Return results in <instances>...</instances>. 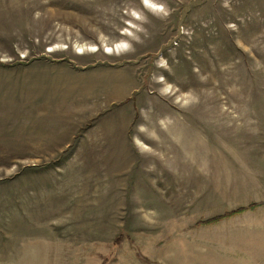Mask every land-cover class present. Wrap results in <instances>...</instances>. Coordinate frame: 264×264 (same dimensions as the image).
I'll return each mask as SVG.
<instances>
[{"label": "rangeland", "instance_id": "obj_1", "mask_svg": "<svg viewBox=\"0 0 264 264\" xmlns=\"http://www.w3.org/2000/svg\"><path fill=\"white\" fill-rule=\"evenodd\" d=\"M1 136L0 264H264V0H0Z\"/></svg>", "mask_w": 264, "mask_h": 264}, {"label": "crops", "instance_id": "obj_2", "mask_svg": "<svg viewBox=\"0 0 264 264\" xmlns=\"http://www.w3.org/2000/svg\"><path fill=\"white\" fill-rule=\"evenodd\" d=\"M50 139H53V136H52L51 138L46 137V138L41 139V140L28 139V138H27V140H24L25 143H24V141H23L24 146H25L26 148H28V147L30 146V141H35V142H39L38 144H39L40 146H39V148L36 147V149H40V150L33 151V150H32L33 147H31V150L26 151V153H34V154H52V153L56 152V151H54V150H50L51 147H52L51 145H52V141H53V140H50ZM14 141H15V142H14ZM18 141H20V140H19V139H18V140H15V138L12 137V136H7V137H6V136H3V137L1 136V137H0V149L2 148V150H0V154H6V153H9V151L6 150V149L11 148L13 145L17 144ZM27 141H29V142H27ZM23 143H22V144H23ZM29 148H30V147H29ZM47 148H48V150H45V149H47Z\"/></svg>", "mask_w": 264, "mask_h": 264}, {"label": "trees", "instance_id": "obj_3", "mask_svg": "<svg viewBox=\"0 0 264 264\" xmlns=\"http://www.w3.org/2000/svg\"><path fill=\"white\" fill-rule=\"evenodd\" d=\"M258 206L257 205H251L249 208H239L237 210H233L232 212H227L225 213L224 215L222 216H218V217H215L207 222H203L201 223L199 226H209V225H215V224H218L220 223L221 221L225 220V219H229V218H232V217H235L237 215H241L243 213H245L246 211L248 210H254L256 209Z\"/></svg>", "mask_w": 264, "mask_h": 264}]
</instances>
